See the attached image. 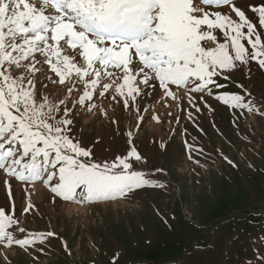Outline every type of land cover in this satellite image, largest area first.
<instances>
[{
	"label": "snow or ice",
	"instance_id": "6c2138e0",
	"mask_svg": "<svg viewBox=\"0 0 264 264\" xmlns=\"http://www.w3.org/2000/svg\"><path fill=\"white\" fill-rule=\"evenodd\" d=\"M247 7L253 17L235 0H0V179L10 205L0 206V245L27 251L56 235L19 226L11 179L41 182L64 201L81 190L90 203L160 186L133 167L143 158L132 132L127 155L112 162L94 160L76 138L74 109L92 113L94 97L122 102L136 114L137 128L147 98L163 107L170 98L178 108L187 99L200 112L196 93L209 110L205 96L229 109L259 111L246 99L250 93L216 91L227 87L220 79L230 81L250 61L264 70V0ZM49 84L63 86L66 98L47 93ZM186 148L202 151L187 142ZM34 208L28 202L21 216Z\"/></svg>",
	"mask_w": 264,
	"mask_h": 264
},
{
	"label": "rangeland",
	"instance_id": "374dc122",
	"mask_svg": "<svg viewBox=\"0 0 264 264\" xmlns=\"http://www.w3.org/2000/svg\"><path fill=\"white\" fill-rule=\"evenodd\" d=\"M259 2L236 4L253 17L247 5ZM261 36L264 39V30ZM220 83L227 87L216 90L219 93H250L246 99L259 111L229 109L214 96H205L209 110L199 94L192 95L200 112L187 99L179 101L178 108L176 101L163 107L147 98L140 104L144 120L137 128L136 114L125 111L122 102L94 97L98 107L92 113L77 106L73 132L83 147L92 148L94 160L112 162L126 156L127 134L132 132L143 158L133 161V167L147 170V178L160 186L78 204L55 197L41 182L29 186L11 179L19 226L56 235L27 251L0 245V264H264V70L250 61L247 68L235 70L230 81ZM45 91L66 98L63 86L49 84ZM82 91L73 93L72 100ZM145 107L148 112H143ZM186 142L202 151L187 149ZM28 202L35 208L21 216ZM0 206H10L2 179ZM81 207L84 212L75 210Z\"/></svg>",
	"mask_w": 264,
	"mask_h": 264
},
{
	"label": "bare ground",
	"instance_id": "6f19581e",
	"mask_svg": "<svg viewBox=\"0 0 264 264\" xmlns=\"http://www.w3.org/2000/svg\"><path fill=\"white\" fill-rule=\"evenodd\" d=\"M191 143V142H190ZM183 144V143H182ZM198 144V143H197ZM184 150V148H183ZM191 162V161H190ZM196 168V167H195ZM199 169V168H198ZM197 170V169H196ZM84 205V204H83ZM85 208L81 207L79 209H75L76 211H83ZM71 211H74V209H70ZM84 212V211H83Z\"/></svg>",
	"mask_w": 264,
	"mask_h": 264
}]
</instances>
